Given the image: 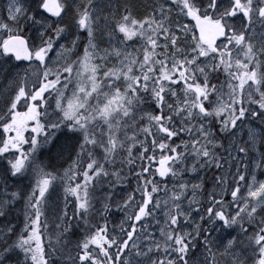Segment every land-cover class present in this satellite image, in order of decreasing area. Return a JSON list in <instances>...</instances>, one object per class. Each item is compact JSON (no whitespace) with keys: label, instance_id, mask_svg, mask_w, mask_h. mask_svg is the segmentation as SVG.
<instances>
[{"label":"snow or ice","instance_id":"1","mask_svg":"<svg viewBox=\"0 0 264 264\" xmlns=\"http://www.w3.org/2000/svg\"><path fill=\"white\" fill-rule=\"evenodd\" d=\"M108 7L0 0V264H264V0Z\"/></svg>","mask_w":264,"mask_h":264},{"label":"rangeland","instance_id":"2","mask_svg":"<svg viewBox=\"0 0 264 264\" xmlns=\"http://www.w3.org/2000/svg\"><path fill=\"white\" fill-rule=\"evenodd\" d=\"M115 2H116V0H97V3L102 7V9L104 11H111V9L108 6L110 5V3H115ZM142 2L146 3V2H148V0H142ZM189 36H191V33H189ZM137 42L138 41L133 42V47ZM81 48H82V46H81ZM0 131H2V130H0ZM25 131L27 134V132H29L30 129H27ZM249 175H251V174H249ZM256 176H257V179H264V174H261L260 169H257ZM169 183H171V181H169ZM62 187L63 186H61V192H62ZM22 205H23V201L21 202V206ZM48 215L50 217L51 213H49ZM120 219H121L120 215H115V218L110 221V224H118ZM47 223H48V230L46 231L45 236H44L46 241H47V233L55 231V229H56V223L53 220L49 219L47 221Z\"/></svg>","mask_w":264,"mask_h":264},{"label":"flooded vegetation","instance_id":"3","mask_svg":"<svg viewBox=\"0 0 264 264\" xmlns=\"http://www.w3.org/2000/svg\"><path fill=\"white\" fill-rule=\"evenodd\" d=\"M187 24H190L191 26H193V28L195 27V21L192 20L191 18H188L186 21H184Z\"/></svg>","mask_w":264,"mask_h":264},{"label":"trees","instance_id":"4","mask_svg":"<svg viewBox=\"0 0 264 264\" xmlns=\"http://www.w3.org/2000/svg\"><path fill=\"white\" fill-rule=\"evenodd\" d=\"M45 238V237H44ZM45 241H46V239H45Z\"/></svg>","mask_w":264,"mask_h":264}]
</instances>
